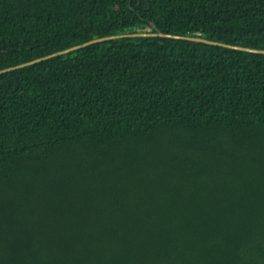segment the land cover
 I'll return each instance as SVG.
<instances>
[{
  "label": "trees",
  "instance_id": "1",
  "mask_svg": "<svg viewBox=\"0 0 264 264\" xmlns=\"http://www.w3.org/2000/svg\"><path fill=\"white\" fill-rule=\"evenodd\" d=\"M146 30L264 48V0H0V69ZM0 264H264V54L126 37L1 73Z\"/></svg>",
  "mask_w": 264,
  "mask_h": 264
},
{
  "label": "water",
  "instance_id": "2",
  "mask_svg": "<svg viewBox=\"0 0 264 264\" xmlns=\"http://www.w3.org/2000/svg\"><path fill=\"white\" fill-rule=\"evenodd\" d=\"M126 37H135V38L136 37L137 38L138 37H166V38H172V39L188 40V41H192L195 43H205V44H210V45H218V46L228 47L231 49L244 51V52L264 54V48H255V47H250V46H242V45H238V44H229V43H225V42H221V41L211 40V39L202 37L200 35H177V34H171V33H164V32L156 31V30L155 31H147L146 30V31H135V32H131V33H117V34H112V35H108V36L93 38V39L86 41L84 43L73 45V46L64 48L62 50H58L56 52L37 57V58H34L32 60L17 64L14 66H10V67L0 69V74L7 72V71L15 70L18 68H22V67L40 62L42 60H46V59L55 57V56L67 54L71 51H74V50H77L79 48L91 45L93 43L106 41V40H117V39L126 38Z\"/></svg>",
  "mask_w": 264,
  "mask_h": 264
}]
</instances>
